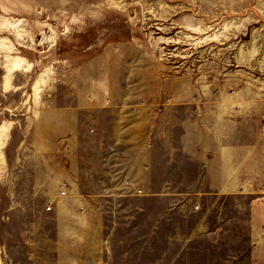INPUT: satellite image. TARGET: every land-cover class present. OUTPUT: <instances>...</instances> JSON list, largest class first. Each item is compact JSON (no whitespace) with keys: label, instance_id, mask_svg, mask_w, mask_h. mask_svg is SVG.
Listing matches in <instances>:
<instances>
[{"label":"rangeland","instance_id":"obj_1","mask_svg":"<svg viewBox=\"0 0 264 264\" xmlns=\"http://www.w3.org/2000/svg\"><path fill=\"white\" fill-rule=\"evenodd\" d=\"M2 38L0 264H264V0H0Z\"/></svg>","mask_w":264,"mask_h":264},{"label":"bare ground","instance_id":"obj_2","mask_svg":"<svg viewBox=\"0 0 264 264\" xmlns=\"http://www.w3.org/2000/svg\"><path fill=\"white\" fill-rule=\"evenodd\" d=\"M19 33V32H17ZM21 34V33H20ZM0 46L3 50H6V52H10L13 49V46H11L7 43L5 38H2L0 40ZM8 59L6 63L4 64V69H5V76H4V85L6 89H11V79L13 77V74L16 72H29L31 71L32 68V63L27 61L22 56L15 55V56H10L8 54ZM46 73L48 72H43L40 74V76L35 80L33 84V90H34V96L37 98L39 93L42 91L41 87L43 84L46 82ZM9 131L10 127L8 124L3 123L0 125V157L2 156V148L5 146L8 137H9Z\"/></svg>","mask_w":264,"mask_h":264},{"label":"built area","instance_id":"obj_3","mask_svg":"<svg viewBox=\"0 0 264 264\" xmlns=\"http://www.w3.org/2000/svg\"><path fill=\"white\" fill-rule=\"evenodd\" d=\"M61 195H62V196H66V195H67L66 190H62V191H61ZM51 209H52V206L49 205V206H48V210H51Z\"/></svg>","mask_w":264,"mask_h":264}]
</instances>
